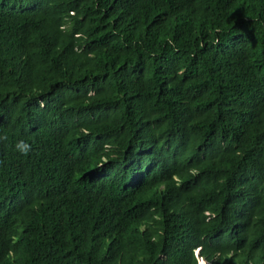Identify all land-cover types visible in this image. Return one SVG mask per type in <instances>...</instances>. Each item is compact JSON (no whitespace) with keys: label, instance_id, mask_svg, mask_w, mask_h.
Here are the masks:
<instances>
[{"label":"trees","instance_id":"trees-1","mask_svg":"<svg viewBox=\"0 0 264 264\" xmlns=\"http://www.w3.org/2000/svg\"><path fill=\"white\" fill-rule=\"evenodd\" d=\"M3 137L0 264H264V0H0Z\"/></svg>","mask_w":264,"mask_h":264},{"label":"clouds","instance_id":"clouds-1","mask_svg":"<svg viewBox=\"0 0 264 264\" xmlns=\"http://www.w3.org/2000/svg\"><path fill=\"white\" fill-rule=\"evenodd\" d=\"M0 139H7L6 137ZM16 151L24 156H28L32 151V146L24 140H20L15 145Z\"/></svg>","mask_w":264,"mask_h":264},{"label":"rangeland","instance_id":"rangeland-1","mask_svg":"<svg viewBox=\"0 0 264 264\" xmlns=\"http://www.w3.org/2000/svg\"><path fill=\"white\" fill-rule=\"evenodd\" d=\"M201 264H203V263H201Z\"/></svg>","mask_w":264,"mask_h":264}]
</instances>
